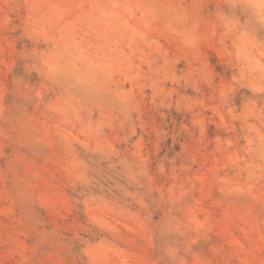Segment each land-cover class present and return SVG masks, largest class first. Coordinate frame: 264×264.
<instances>
[{"label": "rangeland", "instance_id": "1", "mask_svg": "<svg viewBox=\"0 0 264 264\" xmlns=\"http://www.w3.org/2000/svg\"><path fill=\"white\" fill-rule=\"evenodd\" d=\"M0 264H264V0H0Z\"/></svg>", "mask_w": 264, "mask_h": 264}]
</instances>
